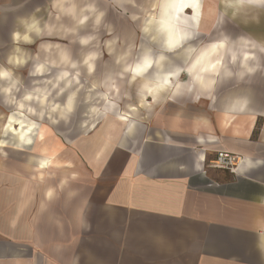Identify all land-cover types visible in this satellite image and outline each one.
Here are the masks:
<instances>
[{"label": "crops", "instance_id": "1", "mask_svg": "<svg viewBox=\"0 0 264 264\" xmlns=\"http://www.w3.org/2000/svg\"><path fill=\"white\" fill-rule=\"evenodd\" d=\"M210 2L215 8L218 0ZM38 6L46 7L45 0L0 10V58L6 61L12 51V32L23 31L17 18ZM245 18L231 24L239 30L258 25ZM213 20H202L204 32L212 31ZM252 29L250 36L263 41ZM108 68L115 69L110 57L99 61L91 79L100 80ZM263 78L257 74L250 84L222 86L214 106L188 99L153 104L149 97L142 107L134 89L122 84V94H132L122 108L137 120V129L129 136L125 121L109 116L94 119L91 131L102 127L83 135L79 145L60 143L71 156L66 171L73 173V162L79 170L50 202L44 193L62 177L0 181V264H70L76 257L79 264H260L256 244L257 234L264 240V206L254 202L264 195V169L252 173L255 181H236L208 164L220 151H255L256 142H264ZM236 96L249 98L250 111L221 124L224 104ZM62 124L63 132L71 131ZM95 136L102 141L93 149ZM73 189L77 195L69 198Z\"/></svg>", "mask_w": 264, "mask_h": 264}, {"label": "clouds", "instance_id": "2", "mask_svg": "<svg viewBox=\"0 0 264 264\" xmlns=\"http://www.w3.org/2000/svg\"><path fill=\"white\" fill-rule=\"evenodd\" d=\"M27 3L29 0H21L13 6L11 0H2L0 10L11 11ZM45 3L46 7L38 6L29 15L17 18L23 31L12 32V51L0 63V107L8 110L6 114L0 112V157H7L9 149L34 151L33 145L43 139L44 123L70 122L82 102L89 105L90 118L112 116L125 121V134L132 136L137 120L121 107L122 100L132 98L131 93L122 94V84L134 89L142 107L147 106L149 97L153 104L188 99L192 103L207 100L214 106L222 86L230 82L250 84L257 74L264 76V41L250 35L233 38L223 30L227 22L242 17H246L244 23H259L264 0H218L211 32L201 28L204 0ZM110 11L137 26V39L125 40L116 34L115 25L107 19ZM41 12L46 15L41 16ZM33 44L35 52L23 47ZM101 46L116 70L95 81L91 78L103 56L98 50ZM74 47L84 51L74 53ZM22 69H27V82L20 74ZM249 103L247 96L231 98L224 104L219 122L235 121L250 111ZM197 142L202 144L204 138L197 136ZM256 144L255 151H242L227 160L226 166L236 181H255L257 177L252 173L264 169V154L260 152L264 142ZM35 159L36 166L44 168L50 157ZM75 177L76 173H70L57 186L48 188L45 202L55 198L57 190L63 191ZM260 182L264 184V178ZM75 195V189L68 192L69 198ZM254 203L264 206V195ZM256 250L260 264H264V240L259 234ZM70 264H79V258Z\"/></svg>", "mask_w": 264, "mask_h": 264}, {"label": "rangeland", "instance_id": "3", "mask_svg": "<svg viewBox=\"0 0 264 264\" xmlns=\"http://www.w3.org/2000/svg\"><path fill=\"white\" fill-rule=\"evenodd\" d=\"M210 5H214L210 0H207ZM104 7V5H101ZM214 8V7H213ZM191 10V9H190ZM190 14V13H189ZM107 19L114 25H116V34L119 35L122 39L125 40H134L137 39L136 35V28L137 26L132 24L127 20V18H121L117 14L113 13L112 16H108ZM213 20V24H214ZM231 22H227L224 27V31L231 35L232 37H235L237 35H250V29L253 31H256L257 37H260L264 41V17L263 13L260 14L259 23L256 27H243L242 30H239V28H236L231 24ZM239 31V32H237ZM215 33H213L214 35ZM253 34H255L253 32ZM103 36V33H101ZM104 39H107V37H103ZM47 39H53V38H47ZM205 39V38H204ZM40 41H37L39 43ZM63 43V41H58ZM78 47H74L73 51L74 53H79L80 50H77ZM31 52H35L36 50V44H33L31 46H28V48H25ZM99 51L103 53L102 58L100 59L102 62H106L109 58L107 53L104 51L103 47L101 46L99 48ZM82 54V52H81ZM5 59L0 58V63H4ZM103 65V64H100ZM110 71H115L112 68H108V70L104 71V74H107ZM22 76L25 77L27 80V71L20 72ZM264 81V78L262 79ZM85 92H87V88L85 89ZM84 94H81V101H83ZM126 106V101H122L121 107ZM89 105L85 103H81L76 110V113L71 117L70 122L67 124L69 125V128L71 129L70 132H63V129L67 130V125L65 124H59V125H48L47 122L44 123V125L41 128V135L43 136L42 140H38L34 145V151L26 150V151H17V150H7L8 155L7 157H0V181H16V180H32L37 179V169H36V159L35 158H44V157H50V159H55L59 163V166L56 168H48L44 171V179L48 178H56L57 177H66V175H69V172L65 169V162H69L68 158L71 156L67 155L66 150H63V147L61 145H65L66 147H70L68 142L73 143L71 140H75L77 142L76 144L79 145L80 141L85 140L83 135L88 134H94L95 131L100 129L102 127V123L95 126L93 129L94 131H91L90 125L93 124L94 119L90 118L87 114ZM7 109H4L3 107H0V112L7 113ZM83 114L84 116L79 118V115ZM80 130V133L76 132V130ZM65 138V139H64ZM102 137L95 136V138L89 140V147H92L93 149L95 146L99 143H101ZM53 139L55 141H53ZM67 140V141H66ZM73 147V146H72ZM66 149V148H65ZM74 151V150H73ZM77 152V151H76ZM75 152V153H76ZM81 156L80 153H76ZM67 157V158H66ZM83 158V156H81ZM84 159V158H83ZM81 162L83 160L81 159ZM79 161V163H81ZM85 162V161H84ZM73 173H76L79 170V166L76 167L75 162H73ZM53 175V176H52ZM77 175V173H76ZM77 177V176H76ZM39 179V178H38ZM43 180V179H41Z\"/></svg>", "mask_w": 264, "mask_h": 264}, {"label": "bare ground", "instance_id": "4", "mask_svg": "<svg viewBox=\"0 0 264 264\" xmlns=\"http://www.w3.org/2000/svg\"><path fill=\"white\" fill-rule=\"evenodd\" d=\"M207 7V11L204 12V15H203V19L206 21V20H213V18L215 17V8H213L214 6L210 5L209 2H207V0H204V7ZM202 19V20H203ZM109 118V117H108ZM112 121V120H111ZM109 125V124H108ZM107 134V133H106ZM105 140V139H104ZM111 147V146H110ZM98 150V149H97ZM109 151V150H108ZM105 152H103L104 154ZM102 154V155H103ZM103 157V156H102ZM101 157V158H102ZM57 166H59V163L57 162V160L55 159H49L48 160V164L46 167L44 168H38L36 166V173L38 174L37 175V179H44V171L47 170L48 168H56ZM53 176V175H52Z\"/></svg>", "mask_w": 264, "mask_h": 264}, {"label": "built area", "instance_id": "5", "mask_svg": "<svg viewBox=\"0 0 264 264\" xmlns=\"http://www.w3.org/2000/svg\"><path fill=\"white\" fill-rule=\"evenodd\" d=\"M237 154L229 152V151H220L217 153L216 157L208 164V168H212L215 170L220 171H227L229 174L231 172L228 170L227 160H229L232 156H235ZM232 175V174H231Z\"/></svg>", "mask_w": 264, "mask_h": 264}]
</instances>
